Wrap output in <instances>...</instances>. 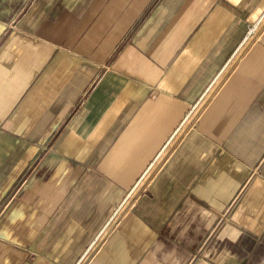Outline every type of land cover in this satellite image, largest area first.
Here are the masks:
<instances>
[{
  "label": "crops",
  "instance_id": "1",
  "mask_svg": "<svg viewBox=\"0 0 264 264\" xmlns=\"http://www.w3.org/2000/svg\"><path fill=\"white\" fill-rule=\"evenodd\" d=\"M0 264H264V0H0Z\"/></svg>",
  "mask_w": 264,
  "mask_h": 264
},
{
  "label": "built area",
  "instance_id": "2",
  "mask_svg": "<svg viewBox=\"0 0 264 264\" xmlns=\"http://www.w3.org/2000/svg\"><path fill=\"white\" fill-rule=\"evenodd\" d=\"M248 33H249L248 37L254 35L256 33V27H251Z\"/></svg>",
  "mask_w": 264,
  "mask_h": 264
},
{
  "label": "rangeland",
  "instance_id": "3",
  "mask_svg": "<svg viewBox=\"0 0 264 264\" xmlns=\"http://www.w3.org/2000/svg\"><path fill=\"white\" fill-rule=\"evenodd\" d=\"M100 5H98L97 7L99 8Z\"/></svg>",
  "mask_w": 264,
  "mask_h": 264
}]
</instances>
